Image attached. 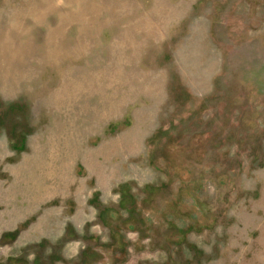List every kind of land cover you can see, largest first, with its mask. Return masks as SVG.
I'll return each instance as SVG.
<instances>
[{
	"label": "rangeland",
	"instance_id": "1",
	"mask_svg": "<svg viewBox=\"0 0 264 264\" xmlns=\"http://www.w3.org/2000/svg\"><path fill=\"white\" fill-rule=\"evenodd\" d=\"M0 264H264V0H0Z\"/></svg>",
	"mask_w": 264,
	"mask_h": 264
}]
</instances>
